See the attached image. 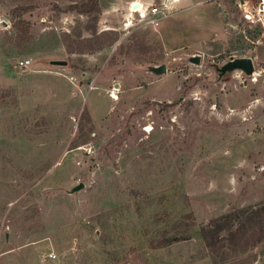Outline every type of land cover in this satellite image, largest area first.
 Here are the masks:
<instances>
[{
  "label": "rangeland",
  "instance_id": "1",
  "mask_svg": "<svg viewBox=\"0 0 264 264\" xmlns=\"http://www.w3.org/2000/svg\"><path fill=\"white\" fill-rule=\"evenodd\" d=\"M84 1L0 0V264H264V27L244 0Z\"/></svg>",
  "mask_w": 264,
  "mask_h": 264
},
{
  "label": "trees",
  "instance_id": "2",
  "mask_svg": "<svg viewBox=\"0 0 264 264\" xmlns=\"http://www.w3.org/2000/svg\"><path fill=\"white\" fill-rule=\"evenodd\" d=\"M72 7H75L78 12H86V13H92L95 10H97L99 6L98 0H86L84 1L80 6L79 5H71ZM20 9H14L13 13L17 14V16H20L17 12ZM21 20V19H19ZM19 24L22 23V21H17ZM23 34L22 38L26 36V41L30 40V31L28 27H22L21 33ZM112 40L115 41V37L110 35ZM110 43V42H107ZM97 46H101L98 44ZM99 49L100 47H94L91 48V50ZM67 51L69 53L73 52H80L83 53L84 51L75 49L74 47H71L67 45ZM85 111V110H84ZM260 211L258 209H255L254 206H248L239 211V213H236L235 211H230L228 213H225L217 218H214L211 220L210 224L207 226H204L201 229L202 237L204 239V242L208 249H210L213 253L220 252L223 248L226 247L227 243L230 245H236L240 242L242 239V232L244 233L246 230V227L251 224V222L255 219L256 216ZM234 219L239 220V224L237 225L236 229H234ZM251 226V225H250ZM223 232H226V235H223ZM174 240V239H172ZM171 240V241H172ZM171 241L166 242V244L170 243ZM226 243V244H225Z\"/></svg>",
  "mask_w": 264,
  "mask_h": 264
},
{
  "label": "water",
  "instance_id": "3",
  "mask_svg": "<svg viewBox=\"0 0 264 264\" xmlns=\"http://www.w3.org/2000/svg\"><path fill=\"white\" fill-rule=\"evenodd\" d=\"M192 59L194 62L199 63L201 60V55H195ZM236 69L243 70L247 75L253 74L255 69L253 59L251 57L232 58L230 61L220 67V72L224 74ZM152 70L158 74H162L167 71V66L165 64L154 66ZM82 186L83 185L81 183L77 185L75 189H80Z\"/></svg>",
  "mask_w": 264,
  "mask_h": 264
},
{
  "label": "built area",
  "instance_id": "4",
  "mask_svg": "<svg viewBox=\"0 0 264 264\" xmlns=\"http://www.w3.org/2000/svg\"><path fill=\"white\" fill-rule=\"evenodd\" d=\"M243 2L245 5L244 16L246 19L251 23H260L264 27V0H258L255 10H251L249 7H247L248 0H244ZM30 63L31 60L29 59L20 61V65L23 66H27ZM56 256L57 255L54 252L49 253V257L51 258H55Z\"/></svg>",
  "mask_w": 264,
  "mask_h": 264
},
{
  "label": "bare ground",
  "instance_id": "5",
  "mask_svg": "<svg viewBox=\"0 0 264 264\" xmlns=\"http://www.w3.org/2000/svg\"><path fill=\"white\" fill-rule=\"evenodd\" d=\"M133 9V10H132ZM129 11H130V13H135V12H141V14H142V17H146V14H145V11H144V8H143V6H142V4H140V3H137V2H133L132 4H130V6H129V9H128ZM132 11V12H131ZM131 25V22H129L128 24H127V26H130ZM256 73H254V75H255ZM114 99H118V97H117V95L115 94V95H113L112 96ZM117 97V98H116ZM148 130H151L150 128H148Z\"/></svg>",
  "mask_w": 264,
  "mask_h": 264
},
{
  "label": "crops",
  "instance_id": "6",
  "mask_svg": "<svg viewBox=\"0 0 264 264\" xmlns=\"http://www.w3.org/2000/svg\"><path fill=\"white\" fill-rule=\"evenodd\" d=\"M133 2H141V3H143L142 2V0H132V2L130 3V4H132ZM144 4V3H143ZM129 8V7H128Z\"/></svg>",
  "mask_w": 264,
  "mask_h": 264
}]
</instances>
